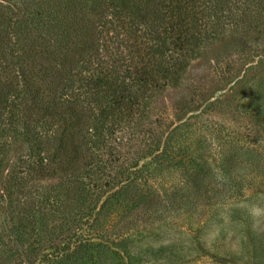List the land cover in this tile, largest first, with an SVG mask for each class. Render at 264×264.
<instances>
[{
	"label": "rangeland",
	"instance_id": "obj_1",
	"mask_svg": "<svg viewBox=\"0 0 264 264\" xmlns=\"http://www.w3.org/2000/svg\"><path fill=\"white\" fill-rule=\"evenodd\" d=\"M257 37L202 49L74 175L27 173L23 128L8 137L0 264H264V63L242 54Z\"/></svg>",
	"mask_w": 264,
	"mask_h": 264
},
{
	"label": "trees",
	"instance_id": "obj_2",
	"mask_svg": "<svg viewBox=\"0 0 264 264\" xmlns=\"http://www.w3.org/2000/svg\"><path fill=\"white\" fill-rule=\"evenodd\" d=\"M229 30L258 36L242 54L262 65L264 0H0V155L22 127L27 173L95 164L103 131L146 117Z\"/></svg>",
	"mask_w": 264,
	"mask_h": 264
}]
</instances>
